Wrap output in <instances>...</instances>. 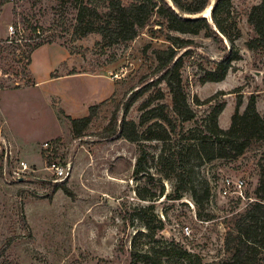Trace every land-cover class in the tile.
Here are the masks:
<instances>
[{
  "label": "rangeland",
  "instance_id": "rangeland-1",
  "mask_svg": "<svg viewBox=\"0 0 264 264\" xmlns=\"http://www.w3.org/2000/svg\"><path fill=\"white\" fill-rule=\"evenodd\" d=\"M260 1L231 0L230 15L221 16V25L226 36L237 31L240 58L223 80L202 82L204 71L229 51L222 33L214 41L204 31L173 32L155 12L132 41L103 48L98 33L73 35L75 9L69 3L0 0V41H7L0 43V264H130L132 239L140 253L169 248L162 264H217L229 258L225 239L258 200L264 140L251 138L235 158L178 161L167 150L168 161L161 162L162 142L129 141L108 125L114 113L122 117L121 106L139 89L147 90L127 119L138 124L139 106L157 86L164 92L160 102L171 107L164 82L149 86L160 75L154 51L166 49L170 36L193 43L178 53L187 50L181 79L196 115L177 121L165 145L170 152L197 134L198 122L216 105L223 104L218 113L223 129L250 97L264 115V45L254 41L257 35L248 23L251 7ZM214 2L209 0L208 7ZM207 8L200 16L212 24ZM91 105H97L96 115L83 135L74 137L68 117L86 116ZM52 165L69 169L62 180L68 193L51 191L55 174L45 167ZM225 176L245 181L246 200L218 194Z\"/></svg>",
  "mask_w": 264,
  "mask_h": 264
},
{
  "label": "trees",
  "instance_id": "trees-1",
  "mask_svg": "<svg viewBox=\"0 0 264 264\" xmlns=\"http://www.w3.org/2000/svg\"><path fill=\"white\" fill-rule=\"evenodd\" d=\"M172 1L173 5L166 0H57L59 4L69 3L75 9L73 35L81 37L90 33H98L101 41L97 44H101L103 48H111L132 41L155 12L166 19L167 29L173 32L197 35L204 31L205 35L214 41L220 39L219 35L222 33L229 42V51L223 59L214 62L212 69L204 71L201 81L223 80L232 62L240 58L235 45L237 31L235 37L226 36L225 29L221 25V16L230 15L231 0H215L211 10L212 24L208 19L200 16V13L208 7L209 0H190L186 3ZM248 23L257 35L254 41L264 45V0L251 7ZM233 26L237 30L234 21ZM167 40L170 45L166 49L154 51L160 75L150 81L149 86L164 82L170 94L171 107L160 102L164 98V92L157 86L140 104L138 124L132 119H127L125 115L130 107L147 90L139 89L133 92L121 106L122 117L120 119L116 113L113 114L108 125L109 130L117 132L129 141L157 140L162 142L163 146L159 154L161 162H167L168 156L173 157L174 155L178 161L191 157H196L201 161L235 158L243 153L251 138L264 140V115L258 113L255 100L250 97L242 113L238 112V107L235 108L229 128L223 129L218 125V113L223 107V104H219L216 105L215 111L198 122L197 134L186 137V143L174 151L175 153L165 147L166 143L171 141V135L176 131L177 121H191L196 116L187 102L181 79L183 55L187 50L181 54L178 53L180 49L193 46L192 40L178 36H170ZM6 42V40L0 41L2 44ZM39 45L40 43L35 44L31 49ZM29 63L28 55L27 64ZM216 96V94L212 95L204 102L209 103ZM195 101L198 103L199 99L195 98ZM96 110L97 105H91L86 116L68 117L74 137L83 135V131L96 115ZM140 126H145V129L140 131ZM167 150L170 154L168 156ZM141 169L137 161L136 170ZM58 188L66 193L69 192L64 181L53 182L51 191L54 192ZM255 192L258 200L251 203L238 217L234 224L235 234H229L225 239V246L231 251V255L217 264H264V165L261 167ZM139 218L143 219L142 216ZM144 226L151 230L149 221H146ZM131 245L133 252L130 264H162V256L167 255L170 250L167 247H163L162 251L152 248L140 253L135 250L133 239Z\"/></svg>",
  "mask_w": 264,
  "mask_h": 264
},
{
  "label": "built area",
  "instance_id": "built-area-1",
  "mask_svg": "<svg viewBox=\"0 0 264 264\" xmlns=\"http://www.w3.org/2000/svg\"><path fill=\"white\" fill-rule=\"evenodd\" d=\"M8 32L13 33V26L8 27ZM23 170L27 168V165L21 162ZM46 169L54 170L55 178L52 179L54 182H59L64 180L68 176V168H63L61 166L52 165L51 167H45ZM245 181L241 177L225 176L220 180V186L217 192L222 197L234 196L235 199L246 200L247 196L244 191ZM250 200V198H248ZM249 204V203H248Z\"/></svg>",
  "mask_w": 264,
  "mask_h": 264
},
{
  "label": "water",
  "instance_id": "water-1",
  "mask_svg": "<svg viewBox=\"0 0 264 264\" xmlns=\"http://www.w3.org/2000/svg\"><path fill=\"white\" fill-rule=\"evenodd\" d=\"M213 4H214V3H212L211 8H210V12H209V16H210V17H211V10H212ZM201 16L207 18V17L204 16L203 14H202Z\"/></svg>",
  "mask_w": 264,
  "mask_h": 264
},
{
  "label": "bare ground",
  "instance_id": "bare-ground-1",
  "mask_svg": "<svg viewBox=\"0 0 264 264\" xmlns=\"http://www.w3.org/2000/svg\"><path fill=\"white\" fill-rule=\"evenodd\" d=\"M211 8V7H210ZM210 8L208 7L206 10H205V14L208 15V12H210Z\"/></svg>",
  "mask_w": 264,
  "mask_h": 264
}]
</instances>
